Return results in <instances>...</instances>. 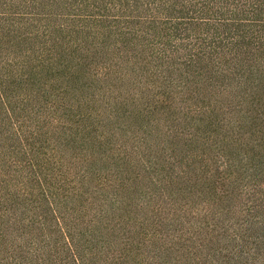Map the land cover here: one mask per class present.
Masks as SVG:
<instances>
[{
  "label": "trees",
  "instance_id": "16d2710c",
  "mask_svg": "<svg viewBox=\"0 0 264 264\" xmlns=\"http://www.w3.org/2000/svg\"><path fill=\"white\" fill-rule=\"evenodd\" d=\"M0 264H264V0H0Z\"/></svg>",
  "mask_w": 264,
  "mask_h": 264
},
{
  "label": "rangeland",
  "instance_id": "374dc122",
  "mask_svg": "<svg viewBox=\"0 0 264 264\" xmlns=\"http://www.w3.org/2000/svg\"><path fill=\"white\" fill-rule=\"evenodd\" d=\"M158 102H160L159 103V106L161 107V110L160 111H158L157 113H156V115H155V118L156 119H160V120H163V126H164V113H163V111H164V109H162V108H164V101L163 100H161V101H158ZM182 115V114H181ZM175 116H177V114L175 115ZM180 116V115H179ZM179 122V121H178ZM181 126L182 125H184V124H180ZM67 126H68V124H67ZM193 128H195L194 127V124L193 125H191ZM187 130V129H186ZM185 130V131H186ZM164 133V132H163ZM162 135H164V134H162ZM160 142L161 143H164V137L160 140ZM6 214H4V216H5Z\"/></svg>",
  "mask_w": 264,
  "mask_h": 264
}]
</instances>
